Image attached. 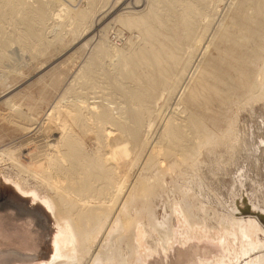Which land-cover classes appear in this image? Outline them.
Wrapping results in <instances>:
<instances>
[{"label": "bare ground", "instance_id": "obj_1", "mask_svg": "<svg viewBox=\"0 0 264 264\" xmlns=\"http://www.w3.org/2000/svg\"><path fill=\"white\" fill-rule=\"evenodd\" d=\"M220 1L223 2L144 0L141 4H135L141 8L128 11L125 24L140 32L142 44L138 49L125 53L118 47L115 49L111 46L109 50L103 42L96 43L92 51L88 52L87 59L71 77L70 82L74 83L82 78L81 82L85 81L82 84L92 87L98 67V74L112 93L109 94L111 100L106 103L88 101L87 98L68 100L67 94L73 84L69 83L48 107L43 120L36 122L27 112L28 108L24 110L21 104L5 98L10 108L8 112L16 117L14 120L21 124L22 120L26 121L18 128L33 136L24 143L21 141L20 147L1 148L0 157L6 158L45 189L53 215L72 231L75 247L72 253H81L83 245L76 243L84 241L89 242L91 249L93 237L103 230L104 224L107 226L113 217L115 220L116 215H123L125 207H128L126 201L133 202L137 199L136 195L141 194L143 187L137 189L136 186L133 190L134 185L128 182V172L124 168L133 166L143 153L145 155L146 148L148 151L146 150L147 156L144 159L150 158L151 162L154 153H176L172 155L176 159L179 155L184 161L194 159L202 143L208 145L226 138L221 133L222 138L219 139L220 136L213 131L218 129L215 117L225 112L227 106L237 102L238 108V105L246 102L264 99V0H230L225 13L216 19L215 16L219 13L216 4ZM0 2L1 20L17 21L23 25L22 30H19L20 34L17 33L20 36L14 37L15 40H21L23 50L30 51L33 58L41 54L44 46L47 47L44 40L47 38L42 37L43 32L37 30L39 26L37 29L36 26L45 23L46 4L60 1L49 0L42 3L39 0L34 8H24L26 0ZM60 3L63 4L62 1ZM90 5L87 6L90 8ZM98 11L100 13L102 10ZM96 14L85 8L76 13L71 12L75 22L72 32L80 33L81 28L98 23L101 13L100 16H95ZM2 26L0 35L4 33ZM3 38L0 36V47L5 49L11 37ZM54 38L60 42L63 35ZM131 45L133 48V44ZM2 48L1 62L6 56ZM106 58L110 60L109 63L112 62L110 66L113 65L109 70L108 66L103 68ZM112 96L118 100L113 101ZM167 103H171L172 108L164 114L163 109ZM5 118L3 116L4 120ZM154 128H158V135L152 144L149 140ZM89 135H93L95 139L93 149H88L85 144ZM154 163L160 164L161 161ZM23 184L17 183V186L24 192L34 193L26 190ZM142 194L145 195L144 192ZM121 221L118 223L123 222ZM125 225L123 227L126 229ZM113 247L112 250L115 251ZM87 249L82 252L88 251ZM102 251L97 253L101 256H104V252L108 253ZM71 254L57 256L49 264H74L78 257ZM110 254L109 251L106 255ZM94 255V252L90 253L87 261L89 264ZM104 257L101 260L105 263L107 259ZM259 259V263L264 264L261 263L263 258L260 254Z\"/></svg>", "mask_w": 264, "mask_h": 264}, {"label": "rangeland", "instance_id": "obj_2", "mask_svg": "<svg viewBox=\"0 0 264 264\" xmlns=\"http://www.w3.org/2000/svg\"><path fill=\"white\" fill-rule=\"evenodd\" d=\"M37 1L26 0L29 4L24 3V8H34ZM42 1L47 3L49 0ZM59 1L63 4H46L45 23L36 26L43 32L42 37L47 38L44 39L47 47L44 46L42 53L34 58L30 51L23 50L21 40L14 38L20 36L19 30L23 25L0 18L4 32L0 36L11 37L6 50L0 47L6 55L2 62L0 60V116L2 119L3 116L9 117L5 118L7 121L0 117V149L20 147L22 142L33 136L18 128L21 123L8 112L10 108L5 98L21 104L24 110L28 108L27 112L36 122L42 121L48 107L69 83H73L70 82L71 77L87 59L93 45L103 42L109 50L112 46L126 53L136 51L142 44L140 32L126 26L125 20L127 12L140 9L141 6L136 7L135 4L144 0H93L92 5L89 4L91 0ZM222 1L216 4L219 7H216L219 11L216 19L229 7L230 0ZM81 8L94 14L102 10L101 16L99 11L95 15L100 16L99 22L81 28L80 33L72 32L75 22L70 14ZM58 35H63L60 42L54 38ZM106 59L103 68L108 66L109 70L113 65L110 66L112 62L109 63V59L106 62ZM96 71L94 86L82 84L85 83L81 82L82 78L75 80L74 87L71 86L67 94L68 100L87 98L88 101L103 103L111 100L108 84L99 75L98 67ZM112 100L118 99L112 96ZM236 104L233 102L225 112L215 117L218 129L213 131L214 134L219 135V139L226 138L208 145L203 141L196 158L184 161L179 155L176 159V153L164 156L156 152L153 155H156L155 159L151 156V162L150 158L144 159L146 148L145 155L142 154L136 165L126 166L128 182L134 185L133 190L136 186L137 189L143 187L142 192L136 195L135 204L132 201L128 203L126 199L128 207H125L124 214L116 215L117 220L113 217L109 225L104 224L108 231L103 227L105 230H100L93 237L91 249L88 241L76 243L83 245L82 254L78 253L80 251L72 253L75 248L72 231L53 215L45 189L6 158L0 157V264H49L57 256L71 253L80 259L78 262L74 259V264H87L92 252L95 258L91 264H258L261 261L259 254L263 258L261 263H264V99L241 103L238 108ZM171 108V103H167L163 113L167 114ZM11 122H17V125ZM23 122L26 121L22 120V126ZM150 133L149 142L154 143L158 128ZM94 142L93 135L85 139L88 149H93ZM16 182L24 183V188L34 193L22 191ZM120 219L126 222L122 224ZM120 221L122 223H118ZM123 225L127 226L126 229ZM84 249L90 252L86 251V254L83 251L84 254ZM102 250L111 254L108 256L104 252L102 254L107 257L101 256ZM102 257L107 259H104L105 263Z\"/></svg>", "mask_w": 264, "mask_h": 264}]
</instances>
